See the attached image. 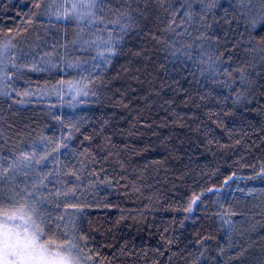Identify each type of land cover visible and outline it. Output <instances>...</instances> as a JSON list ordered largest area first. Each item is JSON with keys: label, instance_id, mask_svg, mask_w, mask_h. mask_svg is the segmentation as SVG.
I'll return each mask as SVG.
<instances>
[{"label": "trees", "instance_id": "obj_1", "mask_svg": "<svg viewBox=\"0 0 264 264\" xmlns=\"http://www.w3.org/2000/svg\"><path fill=\"white\" fill-rule=\"evenodd\" d=\"M60 3L0 0V44L11 40L15 46L8 59L29 63L21 60L23 50L38 56L52 53L59 69L64 60L91 62L95 51L73 43L77 25L51 15ZM210 3L122 0L119 7L131 10L132 28L127 34L116 30L123 39L91 86L97 97L74 108L69 94L58 98L52 90L61 79H78L76 71L9 73L17 91L49 94L23 105L14 102L16 97H0V156L12 159L8 153H17L24 144L38 145L35 150L43 155L41 137L67 135L59 120L79 128L70 145L73 154L62 151L59 163L49 160L44 171L75 170L80 176L79 183L67 185L76 188L77 199L53 198L49 210L60 205L53 214L67 217L61 230L70 239L63 242L80 244L94 264L264 262V182L247 179L264 165L262 14L256 12L252 28L236 0H214L213 7H206ZM91 31L83 29L85 39ZM204 64L222 69L215 81L193 75ZM241 69L247 84L237 74ZM233 173L240 179L230 181L219 195L201 197L203 203L191 214L183 211L192 194L221 188ZM20 181L17 177L9 183ZM77 203L84 206L82 213L66 209ZM225 211L235 214L232 229L219 218Z\"/></svg>", "mask_w": 264, "mask_h": 264}, {"label": "snow or ice", "instance_id": "obj_2", "mask_svg": "<svg viewBox=\"0 0 264 264\" xmlns=\"http://www.w3.org/2000/svg\"><path fill=\"white\" fill-rule=\"evenodd\" d=\"M121 2L122 0H61V3L56 6L57 10L51 12L58 22H74L77 25L80 31L73 43L83 51H95L91 62L64 60V68L59 69V65L53 63L50 58L52 53L38 56L35 52L25 54L22 50L21 60L26 59L29 63H17L15 58L8 59V54L15 47L11 40L0 44V97H16L14 102L23 105L37 95H48V92L41 93L28 89L23 92L17 91L11 86L13 81L9 73L22 74L23 71L41 72L53 69H59L58 74H70L69 70H74L79 76L78 79L59 80L52 90V94L58 98L64 93L69 94V107L74 108L86 103L90 96L97 97V92L93 91L91 86L95 85L96 78L111 63L123 39V36L117 34L116 30L127 34L132 28L131 10H121L119 7ZM257 3L259 8H256ZM236 4L239 14L249 21L250 27L256 28L257 26V20L254 18L256 12L262 14L259 23L264 26V0H236ZM112 5H117V7L113 8ZM213 6L214 0L206 5L209 8ZM36 7L39 8L40 5L37 4ZM107 14H111L112 18L106 19ZM85 27L92 29L87 39L84 38L83 29ZM173 56L176 59L180 58L176 54ZM260 56L264 57V50H261ZM46 57L49 58L46 59ZM184 58L193 61L191 57L185 56ZM205 59L201 57V61ZM38 62H42V66H37ZM221 70L218 64H204L193 75L199 74L208 80L215 81ZM237 74L241 78V83L247 84L243 69ZM239 99L238 96L237 100ZM59 123L62 132H67V135H61L57 140L41 137L39 147H42L43 155L36 152L38 145L24 144L17 153H8L12 159L0 156V184H8L6 188L0 187V264H94L93 256L86 254L80 244L63 242L70 239L69 232L61 230V222L67 217L53 214L60 211V205L57 204L55 208L49 210L53 198H63L64 201L76 200V188H68L67 185L73 182L79 183L81 180L75 170L63 174L59 170L44 171L48 167L49 160L59 163L58 155L62 151H66L68 155L73 154L70 145L73 142L74 133L79 131V128L75 124L70 127L65 126L63 120H59ZM84 139L90 138L85 137ZM83 166L82 161L81 167ZM65 176L68 177L67 180L63 179ZM17 177H20V182L24 183L23 188L20 187V182L9 183L16 181ZM237 179L240 178L233 173L223 181L221 188L209 187L199 194H192L183 211L191 214L194 206H198V202L203 203L201 197H207L209 193L219 195L222 188L229 187V182ZM247 179L264 182V165H260L259 171ZM101 183L110 184L111 181H101ZM49 184L54 185L53 190L48 188ZM239 191L244 192L245 189H239ZM254 192L255 189L249 190L247 195L252 196ZM83 207L78 203L66 205V209H75L80 213L83 212ZM232 215L235 214L225 211L219 217L229 229L234 228ZM71 231L73 233L76 231L74 226ZM57 235L64 238L57 239ZM77 239L80 241L84 238L77 237Z\"/></svg>", "mask_w": 264, "mask_h": 264}]
</instances>
